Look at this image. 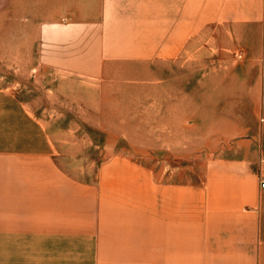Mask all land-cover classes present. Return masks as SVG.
<instances>
[{
  "label": "crops",
  "instance_id": "obj_1",
  "mask_svg": "<svg viewBox=\"0 0 264 264\" xmlns=\"http://www.w3.org/2000/svg\"><path fill=\"white\" fill-rule=\"evenodd\" d=\"M208 41L238 59L226 112L253 113L231 126L258 130L208 157L198 183L123 156L72 180L0 81V264H264V0H0V72L18 79L27 47L38 66L93 81L111 64L201 58Z\"/></svg>",
  "mask_w": 264,
  "mask_h": 264
},
{
  "label": "rangeland",
  "instance_id": "obj_2",
  "mask_svg": "<svg viewBox=\"0 0 264 264\" xmlns=\"http://www.w3.org/2000/svg\"><path fill=\"white\" fill-rule=\"evenodd\" d=\"M31 32L28 27L27 42ZM205 46L201 58L107 65L93 81L38 66L27 47L25 73L18 79L3 71L0 81L42 123L58 166L72 180L92 183L103 159L123 156L148 167L156 180L198 183L208 157L239 144L240 133L258 130L231 126L255 123L253 113L236 111L237 120L226 112L236 54L215 42Z\"/></svg>",
  "mask_w": 264,
  "mask_h": 264
},
{
  "label": "built area",
  "instance_id": "obj_3",
  "mask_svg": "<svg viewBox=\"0 0 264 264\" xmlns=\"http://www.w3.org/2000/svg\"><path fill=\"white\" fill-rule=\"evenodd\" d=\"M259 186L261 189H264V176H260L259 178Z\"/></svg>",
  "mask_w": 264,
  "mask_h": 264
}]
</instances>
